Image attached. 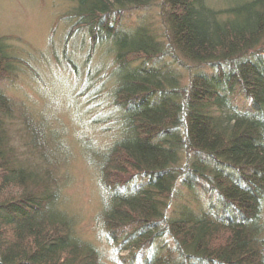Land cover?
Listing matches in <instances>:
<instances>
[{
  "label": "trees",
  "instance_id": "16d2710c",
  "mask_svg": "<svg viewBox=\"0 0 264 264\" xmlns=\"http://www.w3.org/2000/svg\"><path fill=\"white\" fill-rule=\"evenodd\" d=\"M226 2L76 1L74 27L111 55L104 96L118 110L119 138L93 163L108 193V239L134 254L130 264H264V0ZM127 7H156L162 32L123 27ZM176 58L197 69L184 85L164 62ZM16 63L0 39V80ZM102 71L99 63L87 77ZM12 101L0 90V264H101L60 208L44 168L51 141ZM15 115L26 154L9 134ZM177 185L218 200L222 213L210 215L212 205L170 212Z\"/></svg>",
  "mask_w": 264,
  "mask_h": 264
},
{
  "label": "rangeland",
  "instance_id": "374dc122",
  "mask_svg": "<svg viewBox=\"0 0 264 264\" xmlns=\"http://www.w3.org/2000/svg\"><path fill=\"white\" fill-rule=\"evenodd\" d=\"M76 1L0 0V39L7 54L17 59L10 77L0 80V90L13 100L18 112L33 115L42 126L44 139L51 141V160L44 168L53 173L60 208L73 220L76 236L98 250L101 264H130L134 254L119 253L108 239L101 219L108 193L99 184L94 165L97 155L119 138L118 110L104 96L109 91L111 55L107 44L91 47L89 33L74 27ZM206 1L213 8L230 5L222 3L225 0ZM157 11L156 7L123 8L120 24L125 28L144 25L159 34L162 27ZM176 59L164 62L183 76L184 85L188 73L197 69ZM99 63L103 71L88 78L87 74L93 75V67ZM199 69L209 73L206 67ZM98 89L99 100L92 95ZM101 95L106 99H101ZM89 97L98 106L89 104ZM15 117L9 134L16 140L12 142L18 153L23 150L26 154L29 150L20 133L22 124L18 115ZM198 194L195 199L177 185L169 202L170 212L183 206L207 211L208 205H212L210 215L222 213L218 200Z\"/></svg>",
  "mask_w": 264,
  "mask_h": 264
}]
</instances>
